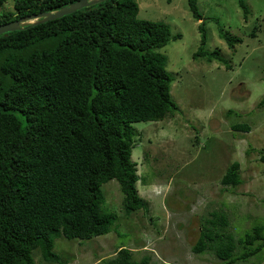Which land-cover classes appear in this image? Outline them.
Segmentation results:
<instances>
[{
  "label": "trees",
  "instance_id": "trees-1",
  "mask_svg": "<svg viewBox=\"0 0 264 264\" xmlns=\"http://www.w3.org/2000/svg\"><path fill=\"white\" fill-rule=\"evenodd\" d=\"M78 1L0 0V26ZM187 5L192 18L202 21L196 1ZM237 5L246 20V0ZM138 12L137 0H104L0 35V264H35L37 249L43 262L60 264L55 239L87 241L111 232L117 215L103 209L100 188L112 180L123 196L125 216L146 211L131 159L139 142L133 125L161 122L180 111L170 96L173 78L161 52L180 36H172L165 23L140 20ZM217 26L230 49L242 43ZM198 31L193 58L231 70L219 50L205 51V22ZM232 130L247 134L251 128L242 124ZM220 183L241 185L239 163L226 169ZM228 224L223 212L209 214L192 253L209 252L225 264L264 258V225L235 239ZM150 263L149 256L136 260L120 246L103 264Z\"/></svg>",
  "mask_w": 264,
  "mask_h": 264
},
{
  "label": "rangeland",
  "instance_id": "rangeland-1",
  "mask_svg": "<svg viewBox=\"0 0 264 264\" xmlns=\"http://www.w3.org/2000/svg\"><path fill=\"white\" fill-rule=\"evenodd\" d=\"M195 1L199 22L187 0H137L140 20L165 23L172 36H180L161 50L173 78L170 96L180 111L161 122L133 125L139 142L131 158L146 211L125 216L118 183L102 185L103 209L117 215L111 232L87 241L55 239L60 264H103L120 246L136 260L149 256L150 264H225L212 253H192L204 219L223 212L235 239L264 225V0H246V20L237 0ZM6 8L12 10L11 3ZM202 22L205 51L219 50L231 70L193 58ZM217 22L242 43L230 49L218 36ZM242 124L250 133L232 130ZM233 162L240 165L242 183L224 187L221 178ZM32 256L35 264H54L43 262L39 249ZM236 264H264V258Z\"/></svg>",
  "mask_w": 264,
  "mask_h": 264
},
{
  "label": "water",
  "instance_id": "water-1",
  "mask_svg": "<svg viewBox=\"0 0 264 264\" xmlns=\"http://www.w3.org/2000/svg\"><path fill=\"white\" fill-rule=\"evenodd\" d=\"M104 0H79L78 2L71 4L67 7H63L55 12H49V13H41L35 16H31L28 18H23L18 21L2 25L0 26V35L10 32H15L20 30L23 27H26L27 25L35 23V21L40 20L37 23H45L48 21L56 20L58 18H61L65 15L72 14L78 10L87 8L90 5L96 4L98 2H101ZM34 21V22H32ZM32 22V23H30ZM26 23V25H25ZM29 23V24H28ZM24 25V26H23Z\"/></svg>",
  "mask_w": 264,
  "mask_h": 264
},
{
  "label": "clouds",
  "instance_id": "clouds-1",
  "mask_svg": "<svg viewBox=\"0 0 264 264\" xmlns=\"http://www.w3.org/2000/svg\"><path fill=\"white\" fill-rule=\"evenodd\" d=\"M132 159V158H131Z\"/></svg>",
  "mask_w": 264,
  "mask_h": 264
}]
</instances>
